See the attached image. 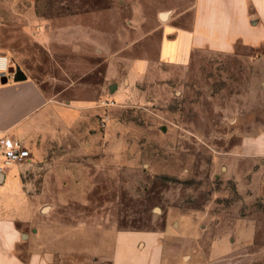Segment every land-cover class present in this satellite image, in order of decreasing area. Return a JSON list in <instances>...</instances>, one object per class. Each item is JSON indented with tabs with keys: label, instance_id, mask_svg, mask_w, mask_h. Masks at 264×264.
I'll return each instance as SVG.
<instances>
[{
	"label": "rangeland",
	"instance_id": "rangeland-1",
	"mask_svg": "<svg viewBox=\"0 0 264 264\" xmlns=\"http://www.w3.org/2000/svg\"><path fill=\"white\" fill-rule=\"evenodd\" d=\"M194 6L0 0V54L95 109L54 139L59 158L23 164L55 254L109 264L113 235L142 230L164 234V264H264V159L235 154L264 131V49L164 60L167 25L191 26Z\"/></svg>",
	"mask_w": 264,
	"mask_h": 264
},
{
	"label": "crops",
	"instance_id": "crops-1",
	"mask_svg": "<svg viewBox=\"0 0 264 264\" xmlns=\"http://www.w3.org/2000/svg\"><path fill=\"white\" fill-rule=\"evenodd\" d=\"M167 27L162 48L166 61H176L204 48L232 50L244 45L261 50L264 0H195L191 26ZM67 96L65 91L48 92L40 83L14 69L0 88V137L23 141L35 163L55 161L59 155L52 152L54 139L59 140L71 128L84 131L87 113L95 110L91 103L69 101ZM23 168V165L11 167L0 181V262L30 264L35 258V264H47L51 257L50 264H98L85 254L54 253L40 228L39 215L45 209L40 210L27 196L29 187ZM256 174L264 184V169ZM164 238L163 233L156 231H119L113 235V246L101 258L109 264H164Z\"/></svg>",
	"mask_w": 264,
	"mask_h": 264
},
{
	"label": "built area",
	"instance_id": "built-area-1",
	"mask_svg": "<svg viewBox=\"0 0 264 264\" xmlns=\"http://www.w3.org/2000/svg\"><path fill=\"white\" fill-rule=\"evenodd\" d=\"M11 67L9 57L0 54V88L11 74ZM31 161L32 153L23 141L8 136L0 137V174H6V171L15 165H23Z\"/></svg>",
	"mask_w": 264,
	"mask_h": 264
},
{
	"label": "clouds",
	"instance_id": "clouds-1",
	"mask_svg": "<svg viewBox=\"0 0 264 264\" xmlns=\"http://www.w3.org/2000/svg\"><path fill=\"white\" fill-rule=\"evenodd\" d=\"M235 154L239 159H264V131H260L256 135L244 136ZM50 262L51 257L48 258L47 264H50ZM0 264H13V262H0ZM14 264H19V262L15 261ZM30 264H35V258H33Z\"/></svg>",
	"mask_w": 264,
	"mask_h": 264
},
{
	"label": "water",
	"instance_id": "water-1",
	"mask_svg": "<svg viewBox=\"0 0 264 264\" xmlns=\"http://www.w3.org/2000/svg\"><path fill=\"white\" fill-rule=\"evenodd\" d=\"M163 19H166V15H163ZM14 71V69L12 68L11 69V72H13ZM19 77H20V75H19ZM3 179V174H0V181Z\"/></svg>",
	"mask_w": 264,
	"mask_h": 264
}]
</instances>
